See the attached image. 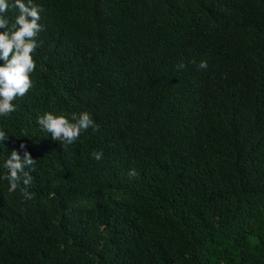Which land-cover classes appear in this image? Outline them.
Listing matches in <instances>:
<instances>
[{
	"label": "trees",
	"instance_id": "16d2710c",
	"mask_svg": "<svg viewBox=\"0 0 264 264\" xmlns=\"http://www.w3.org/2000/svg\"><path fill=\"white\" fill-rule=\"evenodd\" d=\"M33 3L0 157L26 145L35 198L0 179V264H264V0ZM83 111L67 147L37 123Z\"/></svg>",
	"mask_w": 264,
	"mask_h": 264
},
{
	"label": "clouds",
	"instance_id": "9594fccd",
	"mask_svg": "<svg viewBox=\"0 0 264 264\" xmlns=\"http://www.w3.org/2000/svg\"><path fill=\"white\" fill-rule=\"evenodd\" d=\"M9 9L17 10L14 22L6 18ZM43 8L33 3V0H0V116L8 117L17 110L14 101L23 98L33 87L30 79L36 69L33 53L40 46L39 33L44 30L39 23ZM195 63V61H193ZM178 69L185 68L180 63ZM200 69L207 68V62L201 61ZM38 125L51 135L53 141H59L65 147L74 144L80 136L92 129L99 131L87 111L73 112L70 117L67 113L54 114L45 112L37 119ZM26 135V133H25ZM9 135L0 129V142L6 141ZM24 150L23 158L18 151L13 150L10 155L0 157L3 160L4 175L0 179L9 184V191L19 190L25 200H32L35 194L30 192L33 181L31 172L35 170L37 160L26 150L25 144H20ZM91 155L99 161L103 157L102 151H93ZM27 168V170H25ZM138 173L135 169L128 171L129 179L135 178ZM55 198V193L49 194V199Z\"/></svg>",
	"mask_w": 264,
	"mask_h": 264
}]
</instances>
